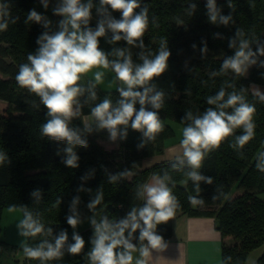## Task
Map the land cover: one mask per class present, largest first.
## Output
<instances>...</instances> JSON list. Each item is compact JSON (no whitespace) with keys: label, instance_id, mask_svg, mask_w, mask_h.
I'll return each mask as SVG.
<instances>
[{"label":"trees","instance_id":"1","mask_svg":"<svg viewBox=\"0 0 264 264\" xmlns=\"http://www.w3.org/2000/svg\"><path fill=\"white\" fill-rule=\"evenodd\" d=\"M33 1L0 0V4H9L8 28L0 31V99L7 102L3 109L0 108V153L6 157L0 163V232L4 209L15 206L22 211V207H27L45 229H53V235L27 237V244L36 247L44 239L52 240L62 230L68 233V243H73L72 227L67 224L66 218L74 197H79L77 210L82 220L94 215L99 221L104 206L110 203L114 209L109 220L115 222L126 216L132 207L143 206L144 200L136 197V191L149 176L167 172L172 177L169 187L180 205L176 213L214 215L221 235L231 233L237 240L233 246L222 242L223 264H245L249 252L264 242V171L257 167L262 162L261 154H264V102L259 100L257 92L250 90V83H259L263 86L261 93H264V66L260 63L264 61V56L258 57L257 64L251 66L246 76L236 75L231 70L216 76L211 73H219L223 59L234 54L235 49L228 45L238 29L244 34L241 38L250 41L252 51H257V43L264 46V0H216L220 14L233 18L226 26L209 22L207 0H139L141 7H147L149 19L142 37L143 51L154 56L161 42L165 41L171 52L167 70L152 81L157 90L165 93L164 103L157 110L160 118L186 126L188 121H183L186 112L199 115L208 107H215L208 105L206 99L215 95L222 86L226 90L225 99L227 93L243 90L246 101L256 109L253 115L255 134L251 140L242 148L232 147L236 136L243 132L242 128H238L219 148L206 155L198 171L202 176L211 178L212 183L200 181L199 191L184 171L173 168L177 160L158 162L150 167L142 165L145 156L162 152L167 140L173 136L174 130L169 123H164L155 140L148 141L143 148L137 147L143 140L142 132L130 126L126 139H118L117 145H108L103 142L109 136L108 131L95 130V125L91 123L94 131L84 133L88 147L75 148L79 166L69 168L63 163L66 145L51 141L42 134V125L50 119L47 109L40 103L39 97L21 88L15 79L19 66L28 63V54H34L38 49V37L45 31L50 34L58 31V22L62 19L54 15V23L48 29L40 23L27 21ZM98 3L99 0H93L92 11L100 19L95 11ZM191 3L197 7L190 15ZM111 14L116 19L121 17L118 11ZM12 20L16 22L12 23ZM90 26L95 28L96 24L90 21ZM110 38V32L100 38V48L106 53L113 48H127L126 41L110 44ZM205 43L208 50L202 53ZM194 44L195 49L192 47ZM141 51L137 47L131 52L134 64L142 63L139 59ZM108 59L116 57L109 55ZM89 82L94 80L80 81V84L87 86ZM227 84L233 87L229 88ZM95 90L97 100L83 106L80 115L69 123L70 128H79L84 132L83 116L90 114L92 107L105 97L113 104L120 98L117 88L102 89L97 84ZM85 98H81L82 103ZM139 107L137 103V110ZM225 111L231 112L232 109ZM123 171H129V174L117 182H109L110 174ZM81 187L84 190L78 191ZM233 188H236V194L228 197ZM98 190L103 191V199L93 210H89L87 205ZM37 191L40 192L39 197L33 195ZM190 196L203 199V205L192 204ZM171 229L169 220L158 225L156 231L166 238ZM77 233L85 241L82 252L70 255L65 251L62 258L47 264H89L86 253L92 247L94 230L88 227ZM133 243L139 241L134 239ZM24 264H40V261L25 256ZM253 264H264V253Z\"/></svg>","mask_w":264,"mask_h":264},{"label":"clouds","instance_id":"2","mask_svg":"<svg viewBox=\"0 0 264 264\" xmlns=\"http://www.w3.org/2000/svg\"><path fill=\"white\" fill-rule=\"evenodd\" d=\"M41 4L47 9L49 0H41ZM93 7V0H59L53 10L54 15L62 17L58 22V31L51 34L45 31L38 37V49L34 54H28V63L19 66L15 77L17 84L39 97L40 103L47 109L50 119L42 125V134L51 141L66 145V159L63 163L69 168L79 166L75 148H87L84 133L94 131L91 124L84 127V132L79 128L69 127V123L80 115L85 104L97 100L95 89L102 82L103 72H95L94 82H89L87 86L80 84L81 77L93 68H111L115 73V80L121 84L117 88L120 98L115 104L105 97L91 108V122L95 125V130L106 129L110 141L115 142L117 139L127 138V128L130 126L133 130L142 132L143 140L137 147L143 148L148 141L155 140L164 127L157 110L164 103L165 93L157 90L152 81L167 70L171 52L165 41L161 42L159 51L154 56L143 51L145 45L142 37L149 23L147 7H141L139 0H99L95 11L101 18L95 28L90 26ZM196 7L195 3L189 5L190 15ZM229 7L231 8V4ZM8 8L9 4H0V31L8 28ZM137 9L140 11L137 12ZM206 9L210 23L226 26L233 19L231 15L220 14L216 0H207ZM115 11L121 13L120 19L112 16L111 12ZM27 21L40 23L45 29L51 23L34 9L29 12ZM109 32L111 38L108 43L116 44L123 40L130 46L142 49L139 54L142 63L134 64L129 48H113L110 53L103 51L100 48V38L106 37ZM243 35L238 29L235 37L229 39L228 46L235 49L234 54L224 58L220 72H212V76L226 74L229 70L244 76L250 66L257 64L258 57L264 56V46L257 43V51H252L250 41L241 38ZM192 47L195 49L196 45ZM207 50L205 43L201 52L206 53ZM109 55L116 59L109 60ZM260 63L264 66V61ZM227 87L231 88L233 85L227 84ZM256 95L264 102V93L258 91ZM225 96L226 90L222 86L215 95L206 99L208 105L215 107H208L199 115L188 111L183 119L188 121L182 129L183 138L180 141L183 155L176 158L173 168L184 171L196 184L197 191L200 190V181L212 183L211 178L202 176L198 171L209 152L219 148L238 128H242L243 132L236 136L235 143L231 145L234 148H242L255 134L253 115L256 109L246 101L243 90L239 93L235 90L227 93V99ZM84 97L86 98L82 103L81 98ZM137 103L140 105L138 110ZM33 106L38 107L35 104ZM229 108L232 109L231 112L225 111ZM5 159V155L0 153V163ZM261 161L257 167L264 171V154H261ZM128 174L129 171L110 174L109 182H117ZM171 180L172 177L167 172L163 175L153 174L151 182L140 185L136 191V197L144 200L143 206L132 207L126 216L115 222L106 216L99 221L94 215L88 218L94 229L92 247L86 253L89 264H148L153 251L162 252L167 248V243L157 234L156 229L158 225L172 219L180 207L169 187L168 182ZM83 190L82 187L78 189ZM33 195L39 197L40 192ZM102 199L103 191L98 190L87 205L89 210L99 205ZM189 201L194 205L204 203L203 199L191 196ZM79 202L78 196L73 198L70 214L66 218L67 224L73 229L83 222L77 210ZM14 208L15 206L10 207L9 211ZM22 211L24 218L17 224L22 237L53 235V229H45L27 207H22ZM137 232L138 236L135 235ZM134 239L139 241L138 245L133 243ZM72 240L73 243H68V233L62 230L52 240L44 239L36 247L30 246L26 241L21 242V247L28 259L47 264L48 261L62 258L65 251L70 255H79L85 247V241L75 231ZM135 252L139 255L134 258Z\"/></svg>","mask_w":264,"mask_h":264},{"label":"crops","instance_id":"3","mask_svg":"<svg viewBox=\"0 0 264 264\" xmlns=\"http://www.w3.org/2000/svg\"><path fill=\"white\" fill-rule=\"evenodd\" d=\"M182 155L180 141H175L172 145L165 146L162 152L145 156L142 165L150 167L158 162L176 160ZM152 177L153 175L149 176L146 183L151 182ZM6 209L3 210L1 223L10 221L9 230L18 229L17 224L23 219L22 211L20 216L16 210ZM170 220L171 234L164 238L168 246L162 252L153 251L148 264H223V236L216 227L214 215L176 213ZM3 226L0 232V264H24L25 255L21 242L26 241V237L9 235L7 225L4 226L5 232ZM133 255L135 258L139 253L135 252Z\"/></svg>","mask_w":264,"mask_h":264},{"label":"rangeland","instance_id":"4","mask_svg":"<svg viewBox=\"0 0 264 264\" xmlns=\"http://www.w3.org/2000/svg\"><path fill=\"white\" fill-rule=\"evenodd\" d=\"M59 3V0H49V6L47 9H45L43 7V5L41 4V0H34L31 4V7L30 9L31 10H35L37 13L41 14L42 16L46 17L51 23H50V26L51 27L54 23V8L57 6V4ZM99 19L96 17V14L93 13L92 11V19L91 21H93L95 24H97V21ZM127 48L130 49V51H134L135 46H130L127 44ZM251 68V66L248 68V71L246 73V75H248V72H249V69ZM97 71H100V72H103V77H102V82L98 83V85L102 88V89H115V88H118L121 86L120 82L119 81H116L115 80V73L111 70V68H108V69H104L102 67H99V68H93L90 72H88L86 75H83L81 77V82H85L86 80H89V79H93L94 80V74L95 72ZM245 75V76H246ZM0 77H2V75L0 74ZM250 90H252L253 92H261L263 90V86L259 83H250ZM7 105V102L6 100L4 99H0V108L3 109L5 106ZM162 123H169L173 130H174V134L173 136H171L169 138V140H167V144L166 146H169V145H172V143H174L175 141H181L182 140V129L185 127L184 125H181L179 123H176L174 121H172L171 119H168V118H160ZM83 122L85 125H88V124H91V116L90 114H85L83 116ZM103 142L105 144H113V145H117L118 144V139L113 142V141H110L109 139V136H106L104 139H103ZM236 188H233V190L229 193L228 197H233L235 193V190ZM6 210H9V209H6ZM14 210H16L17 214H20L21 215V210L19 208H15ZM7 216V215H6ZM12 216V215H10ZM17 216V215H16ZM92 216V215H90ZM86 217L85 219H83L82 223L79 224L76 229H73L72 228V231L74 232H79L83 229H86V228H92V226H90V222L88 220V218L90 217ZM2 226L4 225H7V233L9 235H13L14 237L17 236V235H20L19 234V230L16 228V229H10L9 230V225H10V221L7 222V221H3V223H1ZM4 226H3V232H5L6 230H4ZM94 230V229H93ZM4 234V233H3ZM223 241L225 243L226 246H233L235 243H236V239L234 238V236L231 234V233H225L224 236H223ZM264 253V242L262 244H260L259 246L253 248L249 254L247 255V259L245 261V264H253L254 261L259 257L261 256L262 254Z\"/></svg>","mask_w":264,"mask_h":264},{"label":"water","instance_id":"5","mask_svg":"<svg viewBox=\"0 0 264 264\" xmlns=\"http://www.w3.org/2000/svg\"><path fill=\"white\" fill-rule=\"evenodd\" d=\"M114 209L113 205L108 203L104 206L102 212H101V217L106 216L108 219L110 217V212Z\"/></svg>","mask_w":264,"mask_h":264}]
</instances>
